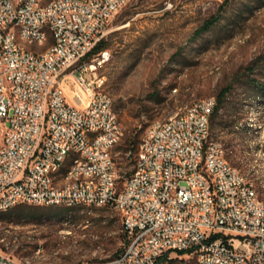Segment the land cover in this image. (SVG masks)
<instances>
[{
    "label": "built area",
    "instance_id": "1",
    "mask_svg": "<svg viewBox=\"0 0 264 264\" xmlns=\"http://www.w3.org/2000/svg\"><path fill=\"white\" fill-rule=\"evenodd\" d=\"M129 1L0 0V206L113 207L128 242L88 264H159L177 252L197 264H264V201L207 142L215 97L166 125L154 120L119 186L112 149L122 128L97 72L109 52L86 58ZM40 29L52 30L45 52L16 42L25 34L39 44ZM75 151L84 163L52 183L53 167ZM0 264L25 263L0 253Z\"/></svg>",
    "mask_w": 264,
    "mask_h": 264
},
{
    "label": "rangeland",
    "instance_id": "2",
    "mask_svg": "<svg viewBox=\"0 0 264 264\" xmlns=\"http://www.w3.org/2000/svg\"><path fill=\"white\" fill-rule=\"evenodd\" d=\"M222 1L130 0L106 26L109 59L97 72L105 78L104 90L122 128L112 149L119 186L132 173L139 144L154 120L216 97L233 84L207 142L224 148L227 162L264 201V99L250 105L252 91L245 78L239 81H264V0H232L221 22L191 41ZM50 43L27 46L40 52ZM59 209L66 208L19 205L0 212V253L25 264H88L116 256L126 246L121 216L113 207L62 214ZM36 211L41 217L34 216ZM159 264L197 261L195 254L169 253Z\"/></svg>",
    "mask_w": 264,
    "mask_h": 264
},
{
    "label": "trees",
    "instance_id": "3",
    "mask_svg": "<svg viewBox=\"0 0 264 264\" xmlns=\"http://www.w3.org/2000/svg\"><path fill=\"white\" fill-rule=\"evenodd\" d=\"M232 0H223L219 6L217 7L216 11L214 14H212L209 18H207L206 20L203 21V23L194 31L192 37H191V41L196 40L197 38L201 37L203 34H205L206 32H209L210 30H212L214 27H216L221 20L224 17V13L226 12L228 6L230 5ZM107 48V42L105 39H101L93 48V50L91 51V53L87 56L86 59H89L92 55L102 51V50H106ZM254 67L255 66H251V67H247L246 70L249 71V73H252L254 71ZM243 76H245V74H243ZM245 78L244 83L246 84L247 88L252 91V95L249 96V100H250V105L254 104L256 101H262L264 99V81L260 80V79H251V77H240L241 81L242 79ZM247 78V79H246ZM233 88V84H229L225 87H223L218 94L216 95V105L213 109V112L210 116V130L213 129L214 127V122L215 120L219 117V112L220 110L223 108L224 103L227 99L228 94L231 93ZM132 148V147H130ZM32 207V206H30ZM36 208H51V207H37L34 206ZM11 210V209H10ZM68 209H59L57 212L65 213L67 212ZM35 213V217H41V215L37 214L38 211L34 212ZM128 240H126V244H127ZM123 251V250H122ZM122 251H120L119 253H121ZM119 253H116V255H118ZM187 252H177L178 255H183L186 254ZM168 256V253L165 254L162 258H160L159 263H161L162 261L166 260Z\"/></svg>",
    "mask_w": 264,
    "mask_h": 264
},
{
    "label": "bare ground",
    "instance_id": "4",
    "mask_svg": "<svg viewBox=\"0 0 264 264\" xmlns=\"http://www.w3.org/2000/svg\"><path fill=\"white\" fill-rule=\"evenodd\" d=\"M50 39L52 42V30L50 29H40V38H39V44L37 45H44L47 40ZM16 42L20 45H27L28 44V37L25 34H18L16 35ZM45 52L44 51H32L31 54H41ZM107 96H109L107 94ZM193 113V103L187 107L184 111L178 113V117H187V115H190ZM170 117H177V113L175 115H172ZM159 125H166L167 118L163 120H158ZM151 124L149 125V127ZM148 127V128H149ZM76 163H84V154L83 151H75V152H69V156L66 158H62L61 164H58V166L53 167V174H52V183H63V175L72 174V172L75 169ZM235 170V173L242 174L237 168L233 167ZM61 173V174H60ZM243 175V174H242ZM243 178L245 176L243 175ZM59 179V180H57ZM246 179V178H245ZM61 181V182H59ZM247 183H249L246 180ZM251 184V183H249ZM251 187L253 188L252 184ZM15 206H0V212H5L10 210ZM42 207H61L66 209H76V208H82V207H91V205H77L76 202H64V201H53L48 204V206H42ZM198 264H206V259H198Z\"/></svg>",
    "mask_w": 264,
    "mask_h": 264
}]
</instances>
